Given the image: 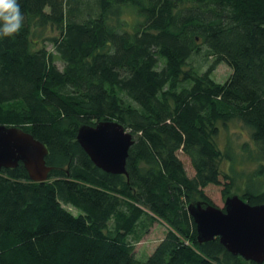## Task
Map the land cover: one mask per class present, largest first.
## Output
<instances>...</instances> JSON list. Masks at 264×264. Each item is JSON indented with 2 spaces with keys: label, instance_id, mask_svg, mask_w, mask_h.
Masks as SVG:
<instances>
[{
  "label": "trees",
  "instance_id": "trees-1",
  "mask_svg": "<svg viewBox=\"0 0 264 264\" xmlns=\"http://www.w3.org/2000/svg\"><path fill=\"white\" fill-rule=\"evenodd\" d=\"M19 3L21 31L0 37V126L43 143L52 171L45 183L22 164L0 172V264H256L219 238L200 244L189 206L214 205L206 189L222 178L231 196L238 162L216 141L231 121L259 165L236 195L264 205V0ZM48 28L57 56L34 42ZM198 56L213 59L205 71L190 66ZM220 64L224 83L212 78ZM100 122L133 135L127 175L97 168L77 141ZM159 221L164 238L138 260L134 243Z\"/></svg>",
  "mask_w": 264,
  "mask_h": 264
},
{
  "label": "water",
  "instance_id": "water-1",
  "mask_svg": "<svg viewBox=\"0 0 264 264\" xmlns=\"http://www.w3.org/2000/svg\"><path fill=\"white\" fill-rule=\"evenodd\" d=\"M77 141L93 164L108 174L127 175L133 135L117 122L81 126ZM49 151L31 134L19 128L0 126V172L22 164L31 181L45 183L52 169L47 166ZM200 244L219 238L226 250L248 262L264 264V205L251 206L237 195L224 208L196 203L189 206Z\"/></svg>",
  "mask_w": 264,
  "mask_h": 264
},
{
  "label": "rangeland",
  "instance_id": "rangeland-1",
  "mask_svg": "<svg viewBox=\"0 0 264 264\" xmlns=\"http://www.w3.org/2000/svg\"><path fill=\"white\" fill-rule=\"evenodd\" d=\"M136 14L132 8L124 9V14L122 16V20H128L129 22L133 23L136 19ZM40 32V31H39ZM35 35V34H34ZM55 36V32L52 31L51 28L44 32L38 33V35L34 37V42L38 46V48L46 46L47 50L57 56L56 52L54 51L53 46L46 42L44 38L46 37H53ZM206 52V49L203 50ZM56 64L59 68L63 67L62 62L56 57ZM212 58H206V56L202 57H195L191 60L190 66L194 68L200 69L201 71H205L208 66L212 63ZM231 75V69L226 64H220L212 78L218 83H224ZM217 144L221 151L224 154H227L229 151L230 154L235 158L237 163V169L240 172L236 175V181L234 186H231V191H229L231 196L241 193L238 191V187L240 184V179L243 178L244 175H249L255 172L259 167L258 164L252 163L249 158L251 154H255L254 144L251 140V133L250 131L245 128L241 123L237 121H231L227 124L226 127L221 126V131L216 139ZM182 160L184 161L188 173L192 176L194 171L190 167L188 160L182 156ZM222 170L225 174H230V166L227 163L222 165ZM227 182L224 178H222V186H210L206 189V194L212 200L213 204L218 206L219 208H224L225 198L224 193L226 191ZM242 185V184H241ZM168 227L162 223L161 221L155 223L151 229L145 234L139 242L134 243L135 245V255L138 260L146 261L150 254L154 251V249L159 245L161 240L164 238Z\"/></svg>",
  "mask_w": 264,
  "mask_h": 264
},
{
  "label": "clouds",
  "instance_id": "clouds-1",
  "mask_svg": "<svg viewBox=\"0 0 264 264\" xmlns=\"http://www.w3.org/2000/svg\"><path fill=\"white\" fill-rule=\"evenodd\" d=\"M23 21L19 0H0V37H12L20 32Z\"/></svg>",
  "mask_w": 264,
  "mask_h": 264
}]
</instances>
